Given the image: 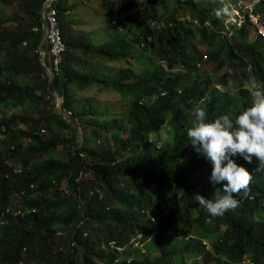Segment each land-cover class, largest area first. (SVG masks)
<instances>
[{
    "label": "trees",
    "instance_id": "16d2710c",
    "mask_svg": "<svg viewBox=\"0 0 264 264\" xmlns=\"http://www.w3.org/2000/svg\"><path fill=\"white\" fill-rule=\"evenodd\" d=\"M103 2L109 39L74 32L68 12L80 2H55L66 48L56 65L45 44L52 79L45 30H36L42 0H0V264H187L192 253L196 264H240L245 254L264 264L258 173L240 207L208 215L196 196L211 198L221 185L186 135L195 107L208 121L235 115L253 102L243 78L264 84V41L251 40L248 17L224 24L228 2L239 0ZM254 9L264 16V0ZM92 87L115 91L124 111L80 97ZM9 206L22 214L2 218Z\"/></svg>",
    "mask_w": 264,
    "mask_h": 264
},
{
    "label": "clouds",
    "instance_id": "9594fccd",
    "mask_svg": "<svg viewBox=\"0 0 264 264\" xmlns=\"http://www.w3.org/2000/svg\"><path fill=\"white\" fill-rule=\"evenodd\" d=\"M56 1L42 0L43 21L42 24L36 27V30H41V28L45 30V41L40 49L43 62L52 79L54 78V74L52 68L47 63L45 44L48 42V31L51 27L49 17L52 14L56 15L62 32L58 9L55 7ZM92 1L103 2V0ZM258 2L260 0H239L236 7H233V3L228 2V18L224 24L230 26L231 22H235L242 26L243 20L248 17L251 40L264 41V16H260L254 12V8ZM80 13L81 10L73 11L72 18L80 16ZM109 13L110 9H108L105 17L109 16ZM88 16H92L91 18L96 17L92 13H89ZM83 23L86 24L85 22ZM260 45L264 50V42L260 43ZM246 84H248L246 88L249 89L252 96L251 101H253L250 107H247L238 114H223L212 121H208L206 109L202 106H197L192 110L195 123L186 131V135L194 150L203 154L212 165L209 177L210 182L213 186L217 184L221 185L220 188H217L212 193L211 198H206L199 194L196 196L198 204L212 217H221L229 210H234L238 206L240 207L243 198L248 195L251 187L255 184V173L259 175L256 181L257 185L264 189V84L254 80L247 81L245 77L243 78L242 85ZM218 90L221 93L228 92V89L223 86ZM55 97L57 108L63 113L62 98L58 94H55ZM237 155L247 162L245 166L239 165L233 159ZM239 193L241 194L237 196ZM250 199L253 200L254 197L251 196ZM262 207H264V201L262 202ZM9 208L12 209L11 213H7V209ZM7 209L2 214V218L19 211L11 206L7 207ZM143 213L145 214V212ZM15 216L18 215L15 214ZM211 220L207 219V221ZM2 224H4V221L0 219V225ZM172 234H170L172 236L171 247H174L176 241L179 240V236L176 233ZM182 237H185V235L183 234ZM140 239H142V236H140ZM154 240L155 234L151 235L148 241ZM137 243H140L139 238L134 245ZM191 257L196 258L192 253L187 260V264ZM196 260L194 264L202 262L201 258H196ZM240 264L256 263L251 254H245Z\"/></svg>",
    "mask_w": 264,
    "mask_h": 264
},
{
    "label": "rangeland",
    "instance_id": "374dc122",
    "mask_svg": "<svg viewBox=\"0 0 264 264\" xmlns=\"http://www.w3.org/2000/svg\"><path fill=\"white\" fill-rule=\"evenodd\" d=\"M74 1L81 3L80 16L76 17L78 22L73 26L74 32L80 33L83 30H85V32L100 31L101 32L100 33L101 39H104V38L109 39L111 36L110 32H112V33H114V32H113V29L105 28V26H106L105 15L107 14L108 9H107L106 5L104 4V2L92 1V0H89V1H87V0H74ZM65 5H67L66 2H65ZM72 6L76 7L75 4L70 5V7H72ZM15 8L9 9L8 14L13 13ZM72 13H73V11L71 10L69 13V16H73ZM89 13H92L93 16H96V17L91 18L92 16H88ZM231 16H233V14H231ZM92 20H94V21H92ZM83 22H85L87 25L84 24ZM197 48H199L200 52H202V53H205L208 51V47L206 45L201 44V43L197 44ZM133 61H134V59L130 58V62L133 63ZM122 64H123L122 62H119L116 65L121 66ZM127 65L128 64H124V67H127ZM134 70L138 72L137 68H134ZM226 71H229V70L224 69L223 73ZM215 75L221 76L222 73H217V74L215 73ZM79 95L81 98H86V97L89 98L90 97V98L94 99L95 101L98 102V105H99L98 108L99 109H102L105 107V109L109 113H112V114L120 115L125 109L124 102H123L124 100L115 91L107 90V91L99 92L96 87H92V88L87 89L84 92L80 93ZM18 110H21V109L17 108L14 111H18ZM81 132H82V135L85 134L84 131H81ZM163 141L164 140H160V142H159L160 146L162 145ZM138 238L140 239V236ZM205 245L208 248H211L209 243H206ZM134 246L140 250L141 254L147 253L146 243H143V244L137 243ZM196 261H197L196 258L191 257V259L188 261V264H194Z\"/></svg>",
    "mask_w": 264,
    "mask_h": 264
},
{
    "label": "built area",
    "instance_id": "2783aa9c",
    "mask_svg": "<svg viewBox=\"0 0 264 264\" xmlns=\"http://www.w3.org/2000/svg\"><path fill=\"white\" fill-rule=\"evenodd\" d=\"M50 23H51V27L49 28L48 31V42L51 44H53L52 50H53V54L56 55V65H58L61 61V54L64 52L66 46L63 42V36H62V32L60 30L59 27V22L58 19L56 17V15L52 14L49 17ZM12 209L9 208L7 209V213H11ZM16 215H20L22 214V211H16L15 212Z\"/></svg>",
    "mask_w": 264,
    "mask_h": 264
}]
</instances>
